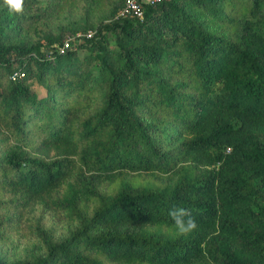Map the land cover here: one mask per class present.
Instances as JSON below:
<instances>
[{
  "label": "trees",
  "instance_id": "16d2710c",
  "mask_svg": "<svg viewBox=\"0 0 264 264\" xmlns=\"http://www.w3.org/2000/svg\"><path fill=\"white\" fill-rule=\"evenodd\" d=\"M125 1L0 0V264H264V0Z\"/></svg>",
  "mask_w": 264,
  "mask_h": 264
},
{
  "label": "clouds",
  "instance_id": "9594fccd",
  "mask_svg": "<svg viewBox=\"0 0 264 264\" xmlns=\"http://www.w3.org/2000/svg\"><path fill=\"white\" fill-rule=\"evenodd\" d=\"M3 2L12 14H20L24 10V0H3ZM169 216L178 235H188L198 227L195 218L183 207H173L169 211Z\"/></svg>",
  "mask_w": 264,
  "mask_h": 264
},
{
  "label": "rangeland",
  "instance_id": "374dc122",
  "mask_svg": "<svg viewBox=\"0 0 264 264\" xmlns=\"http://www.w3.org/2000/svg\"><path fill=\"white\" fill-rule=\"evenodd\" d=\"M82 9V7L81 6H75V7H72V8H70V9H67V10H63V11H61L58 15H57V17L56 18H54V19H51L52 21H49L50 23H56L57 21H60V20H62V21H60V22H58V23H63L65 20H63V19H66V18H68V17H76V16H78L79 14H80V10ZM92 15V14H91ZM66 22V21H65ZM31 32V31H30ZM21 35H24L23 33H21ZM31 87H32V89H33V91H35L36 93H37V95L38 96H45V90L41 87V86H39L37 83H36V81H34V82H32V84H31ZM19 231H21V236L23 235L24 237H21L20 238V243H19V248H21V246H23L28 240H30L31 238L30 237H26L27 235H26V232H25V230H24V228L23 227H21L20 229H19ZM19 237V236H18ZM7 248H8V246L6 247V252H7ZM4 250V249H3Z\"/></svg>",
  "mask_w": 264,
  "mask_h": 264
},
{
  "label": "built area",
  "instance_id": "2783aa9c",
  "mask_svg": "<svg viewBox=\"0 0 264 264\" xmlns=\"http://www.w3.org/2000/svg\"><path fill=\"white\" fill-rule=\"evenodd\" d=\"M161 1L164 0H126L124 5L119 10L117 16H135L139 19H142L143 17L142 3L154 4ZM69 46H70L69 41H65L64 46L61 48V52H63V50Z\"/></svg>",
  "mask_w": 264,
  "mask_h": 264
}]
</instances>
